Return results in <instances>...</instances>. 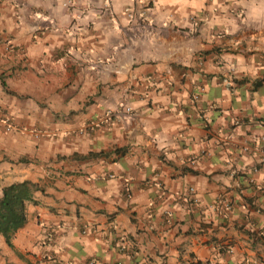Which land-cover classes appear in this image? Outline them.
Instances as JSON below:
<instances>
[{
	"label": "crops",
	"instance_id": "crops-1",
	"mask_svg": "<svg viewBox=\"0 0 264 264\" xmlns=\"http://www.w3.org/2000/svg\"><path fill=\"white\" fill-rule=\"evenodd\" d=\"M24 180L0 264H264V0H0Z\"/></svg>",
	"mask_w": 264,
	"mask_h": 264
},
{
	"label": "trees",
	"instance_id": "trees-1",
	"mask_svg": "<svg viewBox=\"0 0 264 264\" xmlns=\"http://www.w3.org/2000/svg\"><path fill=\"white\" fill-rule=\"evenodd\" d=\"M41 189L30 180L8 184L0 195V234L7 242L26 222V204L33 199L34 192Z\"/></svg>",
	"mask_w": 264,
	"mask_h": 264
},
{
	"label": "built area",
	"instance_id": "built-area-1",
	"mask_svg": "<svg viewBox=\"0 0 264 264\" xmlns=\"http://www.w3.org/2000/svg\"><path fill=\"white\" fill-rule=\"evenodd\" d=\"M130 108H126V111H128ZM6 122V124H5V126H6V128H11V127H13V124H11L10 122H8L7 120L5 121ZM87 128V127H86Z\"/></svg>",
	"mask_w": 264,
	"mask_h": 264
}]
</instances>
